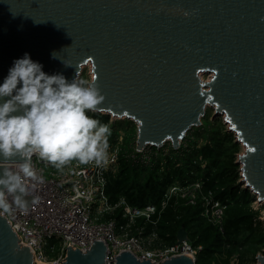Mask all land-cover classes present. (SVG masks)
<instances>
[{"label":"water","instance_id":"95a60500","mask_svg":"<svg viewBox=\"0 0 264 264\" xmlns=\"http://www.w3.org/2000/svg\"><path fill=\"white\" fill-rule=\"evenodd\" d=\"M25 52L69 80L89 62L105 96L96 112L133 121L136 149L177 148L210 107L243 147L241 186L264 202V0H0V83ZM20 161L0 156V167ZM187 238L181 225L176 239ZM106 256L95 240L68 248L61 264H107ZM256 260L264 264V253ZM0 264H33L2 215ZM114 264L155 263L120 251ZM159 264L195 261L181 254Z\"/></svg>","mask_w":264,"mask_h":264},{"label":"built area","instance_id":"2783aa9c","mask_svg":"<svg viewBox=\"0 0 264 264\" xmlns=\"http://www.w3.org/2000/svg\"><path fill=\"white\" fill-rule=\"evenodd\" d=\"M91 67L88 62L79 75L91 80ZM115 120L120 119L110 115V122ZM131 125L129 123L123 129L122 124L115 123L114 129L111 128L106 164L97 165L94 161L82 164L73 160L57 168L38 155L31 157L33 169L38 176L43 177V182H37L34 192V196L39 199L31 202L27 212L16 209L12 213L0 215L10 222L18 243L21 245L24 242V246L30 248L33 264H61L63 252L68 248L85 251L95 240L106 244L107 264H114L115 256L120 251H130L137 258L155 264L181 254L196 260L202 246L193 245L189 237L181 241L176 239L171 244L161 240L157 231L159 216L153 204L139 207L131 205L124 197L111 201L106 193L109 175L118 171L125 131ZM112 130L116 132L114 136L111 135ZM183 139L179 146L185 144ZM129 147L131 149L125 151L124 156L135 166H152L157 158L170 155L171 152L170 141L160 146L147 144L136 149L135 137ZM13 166L18 168L19 162L13 163ZM240 181L243 184L242 176ZM27 182L31 184L34 181L29 178ZM173 196L185 204L200 203L202 215L222 231L225 206L210 190L204 191L201 180L171 184L165 192L162 208ZM254 196L253 207L261 208L262 211L264 202L255 203L257 196ZM259 218L264 221V216L259 215Z\"/></svg>","mask_w":264,"mask_h":264},{"label":"trees","instance_id":"16d2710c","mask_svg":"<svg viewBox=\"0 0 264 264\" xmlns=\"http://www.w3.org/2000/svg\"><path fill=\"white\" fill-rule=\"evenodd\" d=\"M89 114L112 129L115 123H123L110 122L108 113ZM201 120L200 126L187 132L185 144L177 148L171 145L170 155L157 158L148 167L135 166L124 156L136 137L135 125L126 120L132 125L125 131L118 171L109 175L106 193L111 201L124 197L139 207L153 204L159 216L157 231L165 244L176 241V233L183 225L192 244L202 246L195 264H254L256 255L264 251V221L259 218L261 208L253 207L254 194L241 186L236 160L242 145L220 116L211 118L206 110ZM115 134L112 130L111 135ZM186 180H201L204 191L210 190L223 203L222 231L202 215L200 203L185 204L173 196L162 208L167 188Z\"/></svg>","mask_w":264,"mask_h":264},{"label":"clouds","instance_id":"9594fccd","mask_svg":"<svg viewBox=\"0 0 264 264\" xmlns=\"http://www.w3.org/2000/svg\"><path fill=\"white\" fill-rule=\"evenodd\" d=\"M56 53L52 58H59ZM43 67L25 52L0 83V156L21 157L18 168L0 167V214L28 211L27 197L43 182L32 167L34 154L57 168L73 160L108 161L110 127L89 114L105 99L96 75L88 80L77 72L69 80ZM29 178L34 182L29 184Z\"/></svg>","mask_w":264,"mask_h":264},{"label":"rangeland","instance_id":"374dc122","mask_svg":"<svg viewBox=\"0 0 264 264\" xmlns=\"http://www.w3.org/2000/svg\"><path fill=\"white\" fill-rule=\"evenodd\" d=\"M210 74L209 73H202L201 74V78L203 79V80H207L210 76H209ZM211 112V108L209 107V108H207V113H210ZM212 115V113H210V116ZM219 117V116H218ZM221 117V116H220ZM120 120L121 121H123V123H122V125H123V129H125L126 128V126L128 125V122L126 121V120H128V119H126V118H120ZM124 120H125V122H124ZM130 121V120H129ZM131 124V123H130ZM241 152H242V150H241ZM264 214V208L262 209V211H261V213H260V215L261 216H264L263 215ZM264 250V249H263ZM263 253H264V251H262ZM262 252H259V253H262Z\"/></svg>","mask_w":264,"mask_h":264}]
</instances>
